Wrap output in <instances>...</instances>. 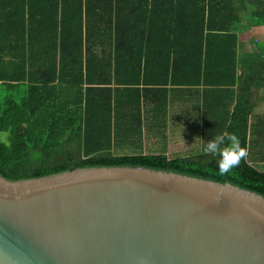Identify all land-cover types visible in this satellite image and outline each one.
Listing matches in <instances>:
<instances>
[{
  "label": "trees",
  "instance_id": "obj_1",
  "mask_svg": "<svg viewBox=\"0 0 264 264\" xmlns=\"http://www.w3.org/2000/svg\"><path fill=\"white\" fill-rule=\"evenodd\" d=\"M257 27L264 0H0V176L143 166L264 197V169L248 156L264 142ZM197 99L201 147L167 155L169 121L181 104L194 119ZM225 131L248 155L221 176L204 144Z\"/></svg>",
  "mask_w": 264,
  "mask_h": 264
},
{
  "label": "water",
  "instance_id": "obj_2",
  "mask_svg": "<svg viewBox=\"0 0 264 264\" xmlns=\"http://www.w3.org/2000/svg\"><path fill=\"white\" fill-rule=\"evenodd\" d=\"M0 264H264V197L143 166L0 176Z\"/></svg>",
  "mask_w": 264,
  "mask_h": 264
},
{
  "label": "crops",
  "instance_id": "obj_3",
  "mask_svg": "<svg viewBox=\"0 0 264 264\" xmlns=\"http://www.w3.org/2000/svg\"><path fill=\"white\" fill-rule=\"evenodd\" d=\"M253 31H261V34L264 35V30H262L261 27L260 28L257 27ZM263 37L264 36H262V38ZM256 98L257 99L254 103L253 113L254 115L264 116V86L258 90ZM186 102H187V99L184 100V103ZM199 103H200V100L197 99L194 119L188 118L187 112L189 111L190 106L188 107V106H184L183 104H181L178 110V117H179L178 120L173 122L171 119V121H169L170 125L167 129L168 140L166 144V154L167 155L172 156V155L177 154V152H175L172 149V145H173V142H177L178 139L183 140L187 144L186 149L188 148V150L189 148L193 146H195V148L201 147L200 133H201V120H202L203 109ZM196 138H199L197 139L198 141L195 140ZM152 142H153V139L148 138V139H145L144 144L147 146H150ZM257 146L258 147H255L254 149L252 148V150L249 151V154H250L248 155L249 160L252 163L264 169V142ZM183 153L184 152L180 154L182 155Z\"/></svg>",
  "mask_w": 264,
  "mask_h": 264
},
{
  "label": "clouds",
  "instance_id": "obj_4",
  "mask_svg": "<svg viewBox=\"0 0 264 264\" xmlns=\"http://www.w3.org/2000/svg\"><path fill=\"white\" fill-rule=\"evenodd\" d=\"M199 138H196L197 140ZM204 152L216 159L217 174L223 176L238 167L242 159L248 155L246 146H242L237 134L223 132L214 135L204 144Z\"/></svg>",
  "mask_w": 264,
  "mask_h": 264
},
{
  "label": "rangeland",
  "instance_id": "obj_5",
  "mask_svg": "<svg viewBox=\"0 0 264 264\" xmlns=\"http://www.w3.org/2000/svg\"><path fill=\"white\" fill-rule=\"evenodd\" d=\"M261 33V31H256L255 34H259ZM242 38H241V46H240V49H243V50H249L251 47H252V42L250 41L247 33H244L242 34ZM258 39H263L262 38V35H258ZM264 36V35H263ZM3 94V89L2 87L0 86V96ZM0 139L1 140H5V133H0ZM198 141V140H197ZM183 140H180L178 139L177 142H173V145H172V149L177 152V154L179 153V155H181L180 153L184 152V153H189L190 150H192L195 146L186 149V146L187 144L184 142ZM183 153V154H184Z\"/></svg>",
  "mask_w": 264,
  "mask_h": 264
},
{
  "label": "built area",
  "instance_id": "obj_6",
  "mask_svg": "<svg viewBox=\"0 0 264 264\" xmlns=\"http://www.w3.org/2000/svg\"><path fill=\"white\" fill-rule=\"evenodd\" d=\"M264 39V38H263Z\"/></svg>",
  "mask_w": 264,
  "mask_h": 264
}]
</instances>
